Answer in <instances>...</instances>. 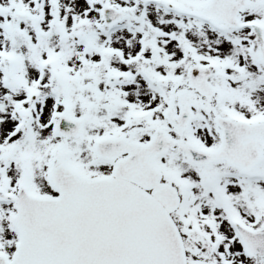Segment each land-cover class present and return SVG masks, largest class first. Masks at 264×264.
Instances as JSON below:
<instances>
[{"label": "snow or ice", "instance_id": "obj_1", "mask_svg": "<svg viewBox=\"0 0 264 264\" xmlns=\"http://www.w3.org/2000/svg\"><path fill=\"white\" fill-rule=\"evenodd\" d=\"M0 264H264V0H0Z\"/></svg>", "mask_w": 264, "mask_h": 264}]
</instances>
